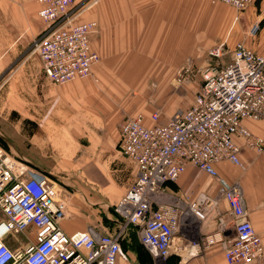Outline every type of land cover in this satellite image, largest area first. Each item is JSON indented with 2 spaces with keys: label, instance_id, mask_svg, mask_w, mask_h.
<instances>
[{
  "label": "built area",
  "instance_id": "obj_1",
  "mask_svg": "<svg viewBox=\"0 0 264 264\" xmlns=\"http://www.w3.org/2000/svg\"><path fill=\"white\" fill-rule=\"evenodd\" d=\"M38 5V17L46 24L33 43V54L42 62L45 75L56 85H67L92 75L101 61L93 50L91 36L95 21L78 22L77 0H31ZM255 0H212L232 5L241 13ZM260 26L250 31L256 35ZM212 60L226 56V43L209 50ZM203 84L194 103L161 123L154 113L149 122L142 115L126 116L118 125L119 151L138 168L133 185L115 205L123 220L121 233L101 234L90 227L68 235L61 221L68 214V198L52 179L37 177L25 161L17 160L0 145V264H116L126 258L122 249L125 226L139 228L141 243L154 259L168 260L185 236L206 221L217 201L207 197L186 203L167 202L164 186L176 183L194 166L219 183L234 218L236 237L226 239L227 221L218 218L215 232L203 236L205 247L220 244L229 264L260 262L264 245L250 219L244 191L239 183L220 178L215 165L228 161L244 167L241 151L264 153V134H256L245 122H264V56L238 43L226 64L204 69ZM35 230V240L23 251L6 243L10 234Z\"/></svg>",
  "mask_w": 264,
  "mask_h": 264
},
{
  "label": "crops",
  "instance_id": "obj_2",
  "mask_svg": "<svg viewBox=\"0 0 264 264\" xmlns=\"http://www.w3.org/2000/svg\"><path fill=\"white\" fill-rule=\"evenodd\" d=\"M140 1L144 4L138 8L139 25L132 31L145 34L141 40L147 43L146 48H160L163 31L170 33L168 40L175 44L178 33L184 32L185 47L193 57L195 49L203 50L202 55L199 52L196 57L205 56L204 49L210 50L222 42L229 48L242 43L264 56V0L253 1L241 13L239 21H235L236 13L227 18L215 9L202 12V19L196 20V25L194 0H185L186 17L181 22L178 21V1L184 0ZM2 2L0 0V78L7 75L0 86V145L17 160L25 161L37 177L52 179L64 191L68 198V214L61 221V227L66 234L86 231L90 227L101 234L121 233L124 222L116 214L115 205L133 185L138 168L118 148V125L124 117L115 108L121 99L115 95L119 91L115 92L112 83L107 82L114 74L106 80L102 78L105 88L100 91L87 79H77L67 85L54 84L45 75L37 55L19 61L32 42L21 40V37H16L12 44L3 41L8 31H18L15 27L17 16L26 22L31 13L23 7L19 12L18 3L25 7L26 3L13 0L11 6L17 16L12 20L11 10L3 8ZM95 16L101 19L97 10ZM166 17L172 19L171 22L166 21ZM256 24L260 30L253 36L250 31ZM13 26L15 29H11ZM195 32L200 34L195 37ZM137 39L132 37L134 42ZM183 40L181 37L179 42ZM232 56L233 53L228 58ZM245 124L254 133L264 134V122L247 120ZM84 139L87 140L85 144ZM250 153L241 151L244 167L224 161L217 163L215 168L222 180L242 186L250 219L264 245V153L258 157ZM218 183L202 170L190 166L176 183L166 184L164 199L167 202L184 200L189 203L204 196L217 201V210L206 221H196L195 229L187 235L177 236V246L185 249L174 251L166 261L154 259L145 251L138 227L125 226L122 249L127 257L120 258L116 264H229L222 245L205 247L203 243L204 235L217 230L219 216L228 223L226 239L236 237L235 220L227 201L218 196ZM4 219L0 210V222ZM35 234L32 228L25 234H10L5 241L13 251H23L35 240ZM239 264H264V258L260 262Z\"/></svg>",
  "mask_w": 264,
  "mask_h": 264
},
{
  "label": "rangeland",
  "instance_id": "obj_3",
  "mask_svg": "<svg viewBox=\"0 0 264 264\" xmlns=\"http://www.w3.org/2000/svg\"><path fill=\"white\" fill-rule=\"evenodd\" d=\"M21 1L26 3V7L18 3L19 12L20 7H23L31 13V18L26 22L21 21L20 16H17L13 11L11 6L14 3L13 0H3L2 2L3 8L7 7L11 10L12 20L17 16V26L15 27L18 30V35L17 32L9 33L8 31L7 34H4L3 41L12 44L16 37H21V40L32 42V46L20 57L19 61L33 54V43L46 28V24L38 17L37 4L31 0ZM194 2L195 25L196 20L202 19V12L206 13L210 10L218 9L227 18L234 13L236 16L238 15L237 10L230 4L218 2L216 5L212 3V0H194ZM143 4L144 2L140 0H77L73 11L80 13L76 20L97 23V30L91 36V43L94 51H100L101 57V61L95 66L92 75L82 79L92 81L100 91L105 88L101 84L102 78L106 80L107 76L114 74L107 82L112 83L111 86L115 92L119 91L115 95L121 99L115 104V108L123 113V117L142 115L145 121L149 122L152 115L158 113L160 114L159 122L166 123L180 110L188 109L194 103L203 84L204 69L209 65L226 64L231 60L228 56L232 55L236 46L229 48L226 44V56L217 62L208 55L209 49H204L205 56L201 57L196 56L199 52L202 55L203 50L195 49L194 51L197 52L193 57L189 49L185 47L184 32L181 33L182 35L178 33L175 44L168 40V37L171 36L170 33L163 31L161 33L162 46L146 48L147 43L141 40V36H145V34L132 31L136 30L139 25L138 8ZM178 4V21H185L186 1H178ZM96 10L101 14V19H97L95 16ZM8 15L10 16L9 12ZM171 20L166 17V21L171 22ZM128 23L129 26H127ZM13 28L14 26L11 27V29ZM164 29L165 26H163ZM198 34L200 32H195L194 36L197 37ZM132 37L138 38L136 42L132 40ZM181 37L183 43L179 42ZM151 52L153 54L149 55ZM5 75L7 73L0 78V86L4 84ZM253 122L260 123L261 121ZM84 140V144L87 143V140ZM243 150L249 151L250 154L257 157L262 154L246 148ZM117 197L118 194L115 195L116 199Z\"/></svg>",
  "mask_w": 264,
  "mask_h": 264
}]
</instances>
